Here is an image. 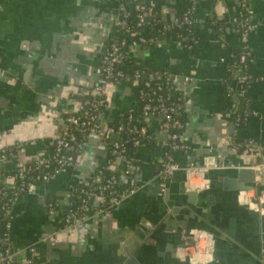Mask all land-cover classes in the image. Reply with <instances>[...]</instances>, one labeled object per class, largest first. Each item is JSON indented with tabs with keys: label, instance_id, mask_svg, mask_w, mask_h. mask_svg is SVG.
I'll return each mask as SVG.
<instances>
[{
	"label": "crops",
	"instance_id": "0c3cea01",
	"mask_svg": "<svg viewBox=\"0 0 264 264\" xmlns=\"http://www.w3.org/2000/svg\"><path fill=\"white\" fill-rule=\"evenodd\" d=\"M155 3L161 17L171 19L185 10L186 0ZM241 6V0H198L193 12L196 47L187 50L159 36L131 53L143 65L167 68L173 85L183 92L178 136L187 149L175 151L174 157L185 164L200 162L210 152L216 155L222 166L207 173L209 186L188 189L181 169L160 189L156 176L167 131L150 116L146 123L151 140L137 148L135 173L119 177L133 184L132 190L107 208L101 206L102 199L93 198L87 216L64 230L60 213L69 207L72 189L95 174L109 144L119 140L118 132L105 137L90 130L71 166L35 181L32 193L18 195L9 228L15 248L33 246L50 264H127L132 257L131 264H182L181 234L198 228L211 234L213 248L200 249L195 264H264V214L242 200V190L225 189L221 180L235 178L241 167L264 163V0H246L256 24L248 36L249 71L255 79L245 88L251 114L234 124L223 113L231 105L223 88L225 62L242 45L234 23ZM117 15L118 0H0V150H6L0 176L47 154L68 129L65 117L77 115L89 95ZM104 95L101 128L132 102L126 82L108 83ZM233 139L255 146L237 148ZM118 165L115 159L110 167L116 170ZM254 190L242 191L246 200ZM52 201L51 214L46 205Z\"/></svg>",
	"mask_w": 264,
	"mask_h": 264
},
{
	"label": "built area",
	"instance_id": "2783aa9c",
	"mask_svg": "<svg viewBox=\"0 0 264 264\" xmlns=\"http://www.w3.org/2000/svg\"><path fill=\"white\" fill-rule=\"evenodd\" d=\"M133 1V0H132ZM246 0H241L242 6L239 9L237 17L234 18V23L239 21L241 26L243 27L241 31H237L241 37V42L245 44V52L241 55L240 59L243 60L245 55H250L251 51L248 45V36L251 31L254 30L256 24L253 22L251 17L248 14V9L244 5ZM135 9L138 11L137 14V26H141L143 28L149 25V15L150 10H145L139 4L135 5ZM185 12L180 18L173 16L172 17V26H182L189 25L191 23V15L194 12V5L191 8L184 10ZM244 15L245 18L242 20L241 16ZM126 17V9L123 3V0H118V15L115 25L123 26V19ZM141 32L139 31V34ZM157 36L154 39H145L142 36L138 37L137 40L131 41L128 45L129 51L123 52L121 51V46L125 43L123 40L121 41H113L109 44V46L103 48L101 53L100 60L95 67V80L92 89L87 97L82 100V105L79 113L68 115L65 117V121L67 122L69 128L61 133L55 140L54 153L51 157L43 154L37 159L34 167H26V165L16 164L13 171L6 175H1L0 180H4L8 185H12L14 182L18 181V189L22 191V193H32L33 192V183L39 180H47L53 177L54 175L64 171L69 166H71L75 161V155L72 152L78 151L79 146L81 144L75 141V137L73 136L72 130L83 133L85 135L90 130H96L98 133L102 134L105 137H108L111 133L117 132L113 127L106 126L105 128H101L99 124V117L102 114L105 106H106V98H105V88L106 85L110 82L119 83L120 78L123 76V72L119 69L115 68L116 63L122 62L126 59L127 53H132L134 47L139 46L143 43H152L158 38ZM184 39V37H182ZM143 73V72H142ZM141 72L135 71L133 75L132 83L136 84L138 78L140 77ZM147 78L144 81V85L149 87L151 81H155V77H158V73L156 71L149 72L145 75ZM241 83V79L238 84ZM158 89H161V86H157ZM245 90H242L240 94H245ZM142 96H146L147 93H141ZM166 97H162L159 94L155 98V104L150 102L144 105V116L145 120L147 117L153 116L157 119L160 127L163 129H168L169 127L181 128V122L178 119L172 117V113L178 112L180 106H171L164 103ZM123 127L118 126V129L121 130ZM72 129V130H71ZM128 129V128H126ZM128 131L132 134L142 135L146 132L145 127L137 128L135 126L128 129ZM167 131V130H166ZM134 138V137H133ZM252 141H248L251 143ZM134 143H138V140L134 138ZM111 153L115 154L117 159L123 160V152L124 148L122 143L118 141L112 142ZM163 146H165V150L163 152L159 170L157 171V180L160 184V189L164 190L166 183L174 171L184 170L185 173V186L188 189H199V188H207L209 186V178L207 177V173L219 166H222L216 155L213 153L205 154L200 162L190 161L185 164H181L174 157V152L178 150H186V146L179 141L178 133H168L166 140L163 141ZM78 147V149H77ZM5 152L6 150H2V154L0 155V161H5ZM53 164L54 166L50 170H43L42 168ZM254 168L258 170V177L256 179V184L254 186V194L251 199L246 200V192L240 191V197L245 195L242 199L249 205L252 209L259 213L264 214V183H258L260 179L264 180V163H257L253 165ZM132 169V164H126L125 174H129ZM35 171V177L33 180H29L27 177V173L29 171ZM96 178V177H95ZM116 178L114 176L106 179L105 183L99 186V193H86V199L81 200L80 208L81 213L77 215L76 211H73L71 208H67L65 211V215L62 217V228L64 230H69L81 220H83L87 214L89 213L90 202L93 198L98 197L102 199V191L106 189H110V193L108 195V207L117 205L123 196L129 193L132 188L124 195H119L112 191V187L116 182ZM3 190L0 187V193ZM18 195H16L13 199V202L17 199ZM70 204V202H69ZM46 208L49 213H54L55 207L51 203H47ZM6 227L10 228V220H7ZM181 238L184 242V253L182 258V264H195L199 261L197 258V253L202 248H213L212 236L210 233L203 231L201 229H190L186 233L181 234ZM9 239V231L5 234L4 237L0 238V264H7L12 261L13 257H17L23 263H29L30 260L26 259V250H33V246H29L24 250H14L10 246Z\"/></svg>",
	"mask_w": 264,
	"mask_h": 264
},
{
	"label": "trees",
	"instance_id": "16d2710c",
	"mask_svg": "<svg viewBox=\"0 0 264 264\" xmlns=\"http://www.w3.org/2000/svg\"><path fill=\"white\" fill-rule=\"evenodd\" d=\"M198 0H186L185 10L191 8L192 5L195 6ZM156 0H123L126 9V17L123 19V26L115 25L111 30L108 39L104 43V48L109 46V44L113 41H121L123 40L125 43L121 46V51L128 52V45L133 40H137L138 37L142 36L145 39H154L157 36H163L166 39L177 41L181 43L187 50H191L198 44V39L193 34V15H191V23L189 25L182 26H172V18L171 19H163L160 15L159 6L155 3ZM139 4L145 10H150L149 15V25L145 28L139 27L136 25L137 23V14L138 11L135 9V5ZM246 6V1L244 2ZM185 12H181L176 17H181ZM242 20H244L245 16H241ZM235 28L237 31L242 30V26L239 21L235 22ZM139 31L141 32L139 34ZM184 37V39H182ZM245 44L241 45L239 51L233 53V55L225 62L226 69L228 74L224 77L223 80V88L224 95L229 98L231 105L229 108L223 111V113L230 114L231 120L234 124H242L247 120V117L251 114V99L245 94H240L242 90H245L247 85L255 79L249 71V64L252 61V54L245 55L244 59L241 60V55L245 52ZM143 47H149L150 43L141 44ZM140 45V46H141ZM116 69H119L123 72V76L120 78L119 82H126L131 89L132 102L129 108L121 109L118 112L117 120L110 122L108 126L113 127L119 133V142L122 143L124 152H123V160L119 159V165L116 170H113L110 165L111 163L117 159L115 154L111 153L112 144H109L108 154L105 160L98 166L95 174L92 177L86 178L83 182L79 183L75 186L70 194L69 199V208L73 211H76L77 215L81 213V200L86 199V193H99V186L103 185L111 176L116 178V182L111 188L114 193L119 195L126 194L131 188H133V184H129L126 182H121L119 177L122 174H125L126 164H132V169L130 173H135L136 167L138 165L137 161V148L138 146L150 139V135L152 134V130L147 126L145 116H144V105L148 102L155 104V98L161 94L162 97H166L164 103L171 106L179 105L180 108L178 112L172 113V117L178 119L182 123V112L184 105V95L183 92L177 88L172 83L170 78L169 71L167 68L159 69L156 67H149L143 65L139 61H137L131 53H127V57L124 61L116 63ZM135 71L141 72L140 77L136 84L132 83L133 75ZM156 71L158 73V77H155V81H151L149 87L144 85V81L148 78L145 77L149 72ZM143 72V73H142ZM241 79V83L238 84ZM161 86V89H158L157 86ZM246 92V91H245ZM141 93H147L146 96H142ZM118 126L123 127L121 130L118 129ZM145 127L146 132L142 135H134L128 131L131 127ZM69 128V126H68ZM128 128V129H126ZM72 130V129H71ZM168 133H179V128L169 127L166 129ZM73 136L75 137V141L80 143L84 135L83 133L73 131ZM138 140V143H134V138ZM233 146H237V148H242L241 146L250 145L255 146L253 142L248 143V141H240L237 139H233ZM55 142L53 143L52 148L47 152L49 157L54 153ZM78 149V147H77ZM12 153L18 151V146L10 149ZM2 154V150H0V155ZM72 154L76 156L77 151H73ZM34 167L35 162H30L26 164V167ZM54 165L50 164L42 168L43 170H50ZM35 171H29L27 173V177L29 180H33L35 177ZM96 177V178H95ZM18 181L13 183L12 185H8L4 182V180H0V187L3 192L0 193V238L4 237L5 234L9 231L6 227L7 220H10V214L12 207L14 205L13 199L16 195L22 194V191L18 189ZM110 189H106L102 191V200L101 206L104 208L108 207V195L110 193ZM51 204L55 207V202H51ZM65 212L60 213V217L64 216ZM10 246L14 250H18L15 248L11 241L9 242ZM26 259H29V263H23L18 258V256L13 257L12 261L7 264H50L45 258H43L37 250L33 247L32 251L26 250Z\"/></svg>",
	"mask_w": 264,
	"mask_h": 264
},
{
	"label": "water",
	"instance_id": "95a60500",
	"mask_svg": "<svg viewBox=\"0 0 264 264\" xmlns=\"http://www.w3.org/2000/svg\"><path fill=\"white\" fill-rule=\"evenodd\" d=\"M257 177H258V170L256 168L241 167L237 170V176L235 178L222 177L221 180L224 181L225 189H235V190L240 189L243 191L254 187L256 184ZM258 183L263 184L264 180L260 179ZM190 192L191 191L188 190L186 191L188 195L192 196ZM132 262H135V259L133 257L127 260V264H131Z\"/></svg>",
	"mask_w": 264,
	"mask_h": 264
}]
</instances>
